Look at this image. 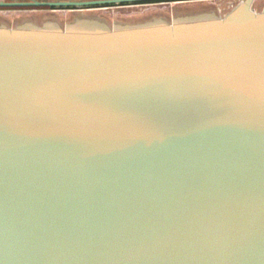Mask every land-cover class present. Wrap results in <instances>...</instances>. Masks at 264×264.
Returning a JSON list of instances; mask_svg holds the SVG:
<instances>
[{
	"label": "water",
	"instance_id": "95a60500",
	"mask_svg": "<svg viewBox=\"0 0 264 264\" xmlns=\"http://www.w3.org/2000/svg\"><path fill=\"white\" fill-rule=\"evenodd\" d=\"M156 1L193 0L0 9ZM255 1L135 23L0 18V264H264Z\"/></svg>",
	"mask_w": 264,
	"mask_h": 264
},
{
	"label": "rangeland",
	"instance_id": "374dc122",
	"mask_svg": "<svg viewBox=\"0 0 264 264\" xmlns=\"http://www.w3.org/2000/svg\"><path fill=\"white\" fill-rule=\"evenodd\" d=\"M215 2H200L190 1L178 4H133L129 7H111L108 9H95V10H82L78 12L70 13V15H62L63 13L58 12H47L43 11L38 13L37 11H27L24 9H0V18L5 20L10 26L19 19H34L45 16H53L60 22H68L73 18V14H87L93 17H100L110 22H125L135 23L148 20L152 17H164L170 18L172 12H183V11H197V10H209L215 9ZM31 10V9H30Z\"/></svg>",
	"mask_w": 264,
	"mask_h": 264
},
{
	"label": "crops",
	"instance_id": "0c3cea01",
	"mask_svg": "<svg viewBox=\"0 0 264 264\" xmlns=\"http://www.w3.org/2000/svg\"><path fill=\"white\" fill-rule=\"evenodd\" d=\"M0 1H6V2H24L27 0H0ZM36 1H40V2H56V1H86V0H36ZM193 1H200V2H215V7L216 10L218 12V14L220 15H224L225 13H227L237 2L238 0H193ZM186 2H190V1H186ZM172 3V2H171ZM171 3H158V4H171ZM185 3V2H183ZM176 4V3H174ZM264 7V0H257L255 1V3L253 4V9L255 11H260L262 8ZM110 8V7H108ZM15 9H23V8H15ZM97 9V8H96ZM99 9H106V8H99ZM27 11H34V12H38V13H42L43 11H47V12H58V13H63L62 15H70V13H75L78 11H82V10H52V9H24ZM86 10V9H85ZM88 10H95V9H88Z\"/></svg>",
	"mask_w": 264,
	"mask_h": 264
},
{
	"label": "flooded vegetation",
	"instance_id": "af4514ba",
	"mask_svg": "<svg viewBox=\"0 0 264 264\" xmlns=\"http://www.w3.org/2000/svg\"><path fill=\"white\" fill-rule=\"evenodd\" d=\"M157 3V2H156ZM156 3H151V4H156ZM139 4H141V5H143V3H139ZM145 4V3H144ZM129 5H131V4H125V5H122L121 7L123 8V7H129ZM114 7V6H113ZM115 7H117V6H115ZM111 8V7H110ZM106 9H108V8H106Z\"/></svg>",
	"mask_w": 264,
	"mask_h": 264
},
{
	"label": "trees",
	"instance_id": "16d2710c",
	"mask_svg": "<svg viewBox=\"0 0 264 264\" xmlns=\"http://www.w3.org/2000/svg\"><path fill=\"white\" fill-rule=\"evenodd\" d=\"M157 2V1H156ZM142 3H146V2H142Z\"/></svg>",
	"mask_w": 264,
	"mask_h": 264
},
{
	"label": "built area",
	"instance_id": "2783aa9c",
	"mask_svg": "<svg viewBox=\"0 0 264 264\" xmlns=\"http://www.w3.org/2000/svg\"><path fill=\"white\" fill-rule=\"evenodd\" d=\"M238 1H241V0H238Z\"/></svg>",
	"mask_w": 264,
	"mask_h": 264
}]
</instances>
